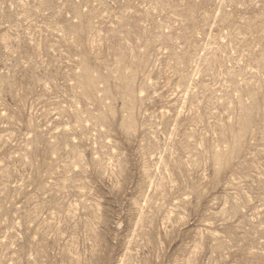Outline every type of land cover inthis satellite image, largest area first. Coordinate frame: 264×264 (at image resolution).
<instances>
[{"label": "rangeland", "instance_id": "374dc122", "mask_svg": "<svg viewBox=\"0 0 264 264\" xmlns=\"http://www.w3.org/2000/svg\"><path fill=\"white\" fill-rule=\"evenodd\" d=\"M0 264H264V0H0Z\"/></svg>", "mask_w": 264, "mask_h": 264}]
</instances>
